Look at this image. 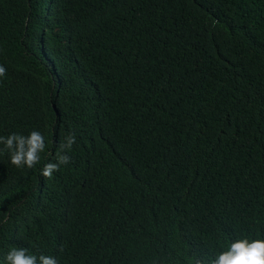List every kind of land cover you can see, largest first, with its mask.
Here are the masks:
<instances>
[{
  "label": "trees",
  "instance_id": "obj_1",
  "mask_svg": "<svg viewBox=\"0 0 264 264\" xmlns=\"http://www.w3.org/2000/svg\"><path fill=\"white\" fill-rule=\"evenodd\" d=\"M0 264H186L264 239V0H0ZM69 134L71 160L56 163Z\"/></svg>",
  "mask_w": 264,
  "mask_h": 264
},
{
  "label": "clouds",
  "instance_id": "obj_2",
  "mask_svg": "<svg viewBox=\"0 0 264 264\" xmlns=\"http://www.w3.org/2000/svg\"><path fill=\"white\" fill-rule=\"evenodd\" d=\"M6 69L0 65V77ZM0 143L5 145L11 155V163L16 167L33 168L40 160V153L46 144L42 133L33 130L27 137L12 133L7 137H0ZM75 143V135L69 134L60 144V152L56 163H48L42 169L45 177L51 178L54 171L61 165L70 162L71 157L66 150H70ZM6 264H58L55 257L29 255L24 248H12L6 255ZM186 264H264V239L237 238L224 250L211 258L188 256Z\"/></svg>",
  "mask_w": 264,
  "mask_h": 264
}]
</instances>
